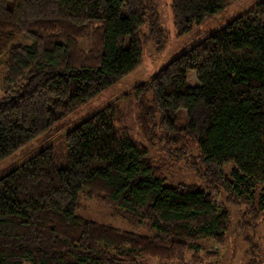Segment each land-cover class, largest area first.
<instances>
[{
	"label": "trees",
	"instance_id": "obj_1",
	"mask_svg": "<svg viewBox=\"0 0 264 264\" xmlns=\"http://www.w3.org/2000/svg\"><path fill=\"white\" fill-rule=\"evenodd\" d=\"M226 4L172 0L178 36ZM163 33L152 0H0V163L136 71L147 36ZM191 72L199 86H189ZM132 97L146 142L123 133V111L107 105L70 129L59 149H42L0 179V264H201L203 253L217 254L203 242L223 247L234 238L256 264L264 0L161 67ZM181 163L199 184H168L164 167ZM84 199L147 233L78 216Z\"/></svg>",
	"mask_w": 264,
	"mask_h": 264
},
{
	"label": "rangeland",
	"instance_id": "obj_2",
	"mask_svg": "<svg viewBox=\"0 0 264 264\" xmlns=\"http://www.w3.org/2000/svg\"><path fill=\"white\" fill-rule=\"evenodd\" d=\"M260 1L261 0H227V4L220 12L207 17L201 24H194L188 35L179 37L172 14V0H152L159 8L160 25L164 33L162 37L156 35L147 36L143 47L142 65L116 86L109 89L87 106L81 108L65 121L59 123L53 130L35 139L25 148L1 162L0 179L32 158L42 149L50 146H56L57 149H59V145L63 144L66 134L70 129L93 116L107 105L118 106L123 111L124 120L121 126L123 133L140 142H146L140 133L135 118L137 109L136 103L132 97L134 88L147 82L161 67L181 54L189 51L205 38L216 34L236 17L255 7ZM5 76V66L0 63V98L3 96L2 89ZM188 84L192 87L199 86L195 72L189 73ZM186 116V112L180 113V124L184 125ZM188 154L190 156H196L198 154L195 145H191ZM152 156L160 161L163 154L156 150V152L152 153ZM163 174L168 184L179 182L199 184V180L191 171L185 168L182 163L180 166L171 165L164 167ZM211 193L220 207L229 208V205L224 202V199L221 198V194L218 191H211ZM230 210L234 213V221H238V216L236 215L237 209L230 207ZM78 216L121 230L147 233L143 227H136L133 223L118 216L110 206L94 200L84 199L82 201V209L78 212ZM234 239L235 240H232L230 244L223 247L213 241L203 242L205 252L209 251L217 254L214 257L212 256L211 258L205 259V253H203L202 257H204V259L201 261V264H248L250 260H248L249 258L245 255V251L248 248L247 244L242 239ZM253 239L255 244L259 247V250L250 258L254 259L256 264H264V218H261L259 221V227L257 232L253 234ZM155 263H157V261H155Z\"/></svg>",
	"mask_w": 264,
	"mask_h": 264
}]
</instances>
